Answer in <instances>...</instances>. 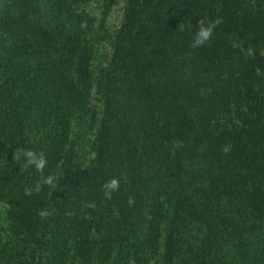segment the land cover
I'll list each match as a JSON object with an SVG mask.
<instances>
[{"label":"trees","instance_id":"1","mask_svg":"<svg viewBox=\"0 0 264 264\" xmlns=\"http://www.w3.org/2000/svg\"><path fill=\"white\" fill-rule=\"evenodd\" d=\"M89 1L0 0V264H229L228 239L264 246V0H123L106 57ZM15 150L43 153L55 187L25 195L42 177Z\"/></svg>","mask_w":264,"mask_h":264},{"label":"rangeland","instance_id":"2","mask_svg":"<svg viewBox=\"0 0 264 264\" xmlns=\"http://www.w3.org/2000/svg\"><path fill=\"white\" fill-rule=\"evenodd\" d=\"M87 11L92 19L91 25H94L98 32V53L100 56L106 57L111 52L109 36L121 25L124 15L123 0H118L114 3L106 15H104L100 0H90L87 5ZM243 73L249 76V70L246 72L245 68ZM91 96V106L98 110V107H100L99 100L96 99V96ZM254 234H252L254 237L262 238L256 232ZM234 240L228 239V243L223 248L222 255L225 263L249 264L250 259H252L254 261L253 264H257L259 261L260 264H264V246L247 248L246 244Z\"/></svg>","mask_w":264,"mask_h":264},{"label":"clouds","instance_id":"3","mask_svg":"<svg viewBox=\"0 0 264 264\" xmlns=\"http://www.w3.org/2000/svg\"><path fill=\"white\" fill-rule=\"evenodd\" d=\"M222 19L217 18L215 20L205 21L201 19L198 21V28L194 34L192 43L190 47L195 49L204 46L206 43H209L212 40L214 30L222 23ZM181 31L191 30V25L185 26L183 23H180L178 27ZM182 142H174V147H181ZM225 152L228 151V148L223 149ZM13 159L17 162H20L21 171L28 169L29 167L34 168L37 172L41 173L42 179L38 181L34 187L25 188V195H32L33 192H40L44 185L55 187L56 177L54 175L43 176V171L46 167L47 161L43 153L37 154L33 150H15ZM120 182L118 178H112L106 181L102 185L103 196L106 200L112 198V194L119 190ZM85 208H95L96 205L94 202L86 203ZM41 217H47L49 212L47 210H41L39 212ZM71 215V213H69ZM85 219H90V215L85 213Z\"/></svg>","mask_w":264,"mask_h":264}]
</instances>
